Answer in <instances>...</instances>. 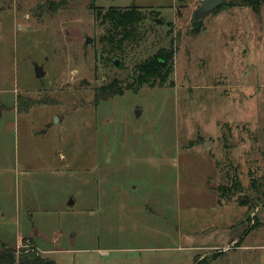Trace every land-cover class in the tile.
I'll use <instances>...</instances> for the list:
<instances>
[{"label":"rangeland","instance_id":"rangeland-1","mask_svg":"<svg viewBox=\"0 0 264 264\" xmlns=\"http://www.w3.org/2000/svg\"><path fill=\"white\" fill-rule=\"evenodd\" d=\"M201 1L0 0V251L264 264V6L195 25ZM131 6L135 37L109 43L98 11ZM161 48L165 85L96 99Z\"/></svg>","mask_w":264,"mask_h":264},{"label":"trees","instance_id":"trees-1","mask_svg":"<svg viewBox=\"0 0 264 264\" xmlns=\"http://www.w3.org/2000/svg\"><path fill=\"white\" fill-rule=\"evenodd\" d=\"M254 9L264 6V0H239ZM218 9V8H217ZM216 9V10H217ZM144 9L131 6L125 10L110 9L103 13H97V19L101 23H108L110 30L106 40L113 44V37L122 36V41H128L135 37L138 25L144 20L142 12ZM214 12V11H213ZM149 13H153L150 11ZM196 25L200 22H194ZM174 51L172 48L158 49L153 55L137 64L134 68V79L132 84L121 86L118 81H113L107 86L97 90L98 101L122 96L125 91L137 92L143 86L151 88L165 85L172 74ZM112 62V61H111ZM165 83V84H164ZM159 84V85H158ZM172 85V82H171ZM24 240H22L23 243ZM0 264H55L50 260H43L35 252L17 253L12 249H4L0 252Z\"/></svg>","mask_w":264,"mask_h":264},{"label":"water","instance_id":"water-1","mask_svg":"<svg viewBox=\"0 0 264 264\" xmlns=\"http://www.w3.org/2000/svg\"><path fill=\"white\" fill-rule=\"evenodd\" d=\"M224 1L225 0H202L200 2L199 7L194 12L193 21L194 22H201L207 14H209V13L215 11L217 8H219L223 4ZM39 10L43 11L44 8L41 6L39 8ZM157 23L159 24L160 20H157ZM89 42H90V39H87V43H89ZM112 64H113V66L116 67L118 64V61L113 60ZM34 71H35V75L37 78H41L44 75L42 68L36 64L34 65ZM205 147H206V144H205Z\"/></svg>","mask_w":264,"mask_h":264},{"label":"crops","instance_id":"crops-1","mask_svg":"<svg viewBox=\"0 0 264 264\" xmlns=\"http://www.w3.org/2000/svg\"><path fill=\"white\" fill-rule=\"evenodd\" d=\"M23 240V239H22ZM233 241V240H232ZM232 241H230V242H232ZM229 242V243H230ZM32 244H33V242H32ZM34 245V244H33ZM227 245V244H226ZM35 247V246H34ZM215 248H217V247H212L211 249H215ZM1 252V251H0Z\"/></svg>","mask_w":264,"mask_h":264}]
</instances>
